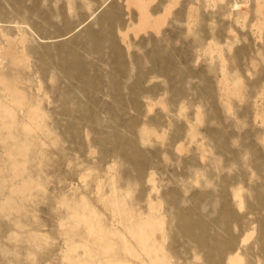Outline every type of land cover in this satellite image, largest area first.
Returning a JSON list of instances; mask_svg holds the SVG:
<instances>
[{"label": "rangeland", "instance_id": "1", "mask_svg": "<svg viewBox=\"0 0 264 264\" xmlns=\"http://www.w3.org/2000/svg\"><path fill=\"white\" fill-rule=\"evenodd\" d=\"M146 4L0 0V264H264V0Z\"/></svg>", "mask_w": 264, "mask_h": 264}, {"label": "bare ground", "instance_id": "2", "mask_svg": "<svg viewBox=\"0 0 264 264\" xmlns=\"http://www.w3.org/2000/svg\"><path fill=\"white\" fill-rule=\"evenodd\" d=\"M127 1H129L130 3H134V5H136V6H138V9H139V25L140 26H145V25H151V26H153L154 28H156V20L155 19H153L152 17H151V15L149 14V12H148V7H147V5L148 4H146L147 3V0H146V2H144L143 0H127ZM157 19V18H156ZM160 24V23H159ZM158 24V25H159ZM14 27L19 31V32H21V36H22V38H21V41H20V44H21V46L19 47H16V48H14L13 50H15V49H17L18 48V51H20V53H24V51H26V40H27V31L25 30V29H23L22 28V26H20L19 25V23L18 22H16L15 23V25H14ZM20 35L18 36V37H20ZM12 48L9 46L8 48H7V50H11ZM0 51H1V46H0ZM6 55V54H5ZM17 55L18 54H14L13 56L14 57H16V58H19V57H17ZM13 57V58H14ZM16 58H14V59H16ZM17 60V59H16ZM18 86V85H17ZM19 87V86H18ZM15 90H17L16 88H15ZM20 98V97H19ZM21 99V98H20ZM19 99V100H20ZM2 106V105H1ZM9 112V111H8ZM30 118V117H29ZM33 118V117H32ZM38 119H39V116H38ZM29 120H32V119H29ZM27 129H28V127H27Z\"/></svg>", "mask_w": 264, "mask_h": 264}]
</instances>
